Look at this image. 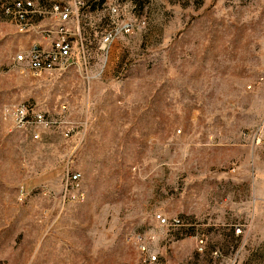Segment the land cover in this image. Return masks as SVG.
I'll use <instances>...</instances> for the list:
<instances>
[{
	"label": "rangeland",
	"instance_id": "obj_1",
	"mask_svg": "<svg viewBox=\"0 0 264 264\" xmlns=\"http://www.w3.org/2000/svg\"><path fill=\"white\" fill-rule=\"evenodd\" d=\"M32 1L70 8L73 65L15 64L58 23L0 15V264H264V0ZM20 103L52 123L37 140L5 114Z\"/></svg>",
	"mask_w": 264,
	"mask_h": 264
},
{
	"label": "built area",
	"instance_id": "obj_2",
	"mask_svg": "<svg viewBox=\"0 0 264 264\" xmlns=\"http://www.w3.org/2000/svg\"><path fill=\"white\" fill-rule=\"evenodd\" d=\"M80 5L79 0L76 1L75 7ZM71 10L67 6L52 4L46 9L35 6L32 0H11L4 2L0 0V15L8 19L15 26L19 33H25L35 29L32 20L36 18L52 17L58 23L55 28H38L35 33L40 35L42 42L33 41L22 51H19L13 58L15 64H21L23 67L33 73L40 75L41 73H57L66 70L73 65L71 59L70 42L68 41L69 33L64 27V23L68 20ZM121 31L124 33L131 32L130 24H123ZM51 36V37H50ZM114 33L107 31L101 36V49L104 50L113 40ZM5 114L9 117L13 127L18 130L25 128L31 130L32 140H37L40 129L50 128L52 123L49 122L41 111H37L32 105L20 103L11 109L5 110ZM65 134H68L66 130ZM80 174L73 171H65L63 179V195L71 194L70 198L75 201L83 200V193L79 185ZM76 195L74 196V194ZM155 220L161 227L179 230H194L196 225L183 222L177 217L166 219L161 215H155ZM240 225H233V233L240 234ZM194 234V233H193ZM195 238V250L201 252L203 240L200 237ZM135 248L147 255V261L153 262L156 257L148 255L149 247L154 242L152 235L136 233L126 237ZM215 255V253H213Z\"/></svg>",
	"mask_w": 264,
	"mask_h": 264
}]
</instances>
